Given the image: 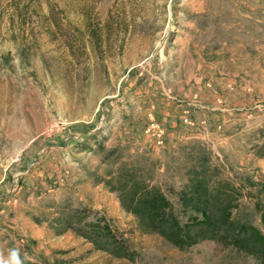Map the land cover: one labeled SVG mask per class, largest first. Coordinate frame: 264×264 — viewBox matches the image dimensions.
<instances>
[{
    "label": "rangeland",
    "instance_id": "obj_1",
    "mask_svg": "<svg viewBox=\"0 0 264 264\" xmlns=\"http://www.w3.org/2000/svg\"><path fill=\"white\" fill-rule=\"evenodd\" d=\"M112 147L176 208L203 155L264 241V0H0V264H264L143 225Z\"/></svg>",
    "mask_w": 264,
    "mask_h": 264
},
{
    "label": "trees",
    "instance_id": "obj_2",
    "mask_svg": "<svg viewBox=\"0 0 264 264\" xmlns=\"http://www.w3.org/2000/svg\"><path fill=\"white\" fill-rule=\"evenodd\" d=\"M196 153L198 155L199 150L193 151V154ZM199 156L195 165L188 167L186 171L188 180L177 195V208L158 185H149L142 179L147 167L139 166L133 159L120 161L124 157L116 147L108 149L105 158L119 162L120 165L117 173L108 175L104 182L110 189L118 191L123 205L137 215L143 225L157 230L177 248L187 247L198 237L221 230L219 237L223 246L245 252L256 249L255 252L259 251L260 257L264 258V241L261 233L251 225L250 213L234 211L239 206L229 188L225 191L221 190V186L213 189L208 187L211 180L205 165L208 159L204 160L203 155ZM222 182L225 187L230 186L227 181ZM19 257L21 264H37Z\"/></svg>",
    "mask_w": 264,
    "mask_h": 264
},
{
    "label": "clouds",
    "instance_id": "obj_3",
    "mask_svg": "<svg viewBox=\"0 0 264 264\" xmlns=\"http://www.w3.org/2000/svg\"><path fill=\"white\" fill-rule=\"evenodd\" d=\"M5 264H21V260L19 257V251L16 249H13L10 253V260L5 261Z\"/></svg>",
    "mask_w": 264,
    "mask_h": 264
},
{
    "label": "built area",
    "instance_id": "obj_4",
    "mask_svg": "<svg viewBox=\"0 0 264 264\" xmlns=\"http://www.w3.org/2000/svg\"><path fill=\"white\" fill-rule=\"evenodd\" d=\"M187 120H188V117L185 116V117H184V121H187Z\"/></svg>",
    "mask_w": 264,
    "mask_h": 264
}]
</instances>
